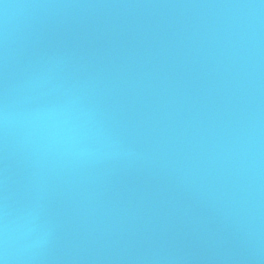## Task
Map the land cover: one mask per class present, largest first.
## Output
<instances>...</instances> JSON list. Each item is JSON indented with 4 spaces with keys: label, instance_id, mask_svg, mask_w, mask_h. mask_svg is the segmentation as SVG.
Segmentation results:
<instances>
[{
    "label": "water",
    "instance_id": "1",
    "mask_svg": "<svg viewBox=\"0 0 264 264\" xmlns=\"http://www.w3.org/2000/svg\"><path fill=\"white\" fill-rule=\"evenodd\" d=\"M4 222L8 264H264V0H0Z\"/></svg>",
    "mask_w": 264,
    "mask_h": 264
},
{
    "label": "clouds",
    "instance_id": "2",
    "mask_svg": "<svg viewBox=\"0 0 264 264\" xmlns=\"http://www.w3.org/2000/svg\"><path fill=\"white\" fill-rule=\"evenodd\" d=\"M6 119V117H5ZM12 229L8 222L0 223V264H8L10 254V244L12 240Z\"/></svg>",
    "mask_w": 264,
    "mask_h": 264
}]
</instances>
